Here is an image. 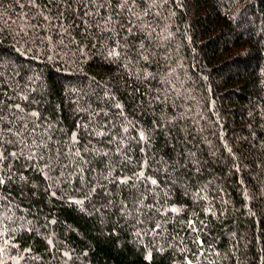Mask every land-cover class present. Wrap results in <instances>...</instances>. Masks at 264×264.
Here are the masks:
<instances>
[{
	"label": "trees",
	"instance_id": "obj_1",
	"mask_svg": "<svg viewBox=\"0 0 264 264\" xmlns=\"http://www.w3.org/2000/svg\"><path fill=\"white\" fill-rule=\"evenodd\" d=\"M0 180V264H264V0H0Z\"/></svg>",
	"mask_w": 264,
	"mask_h": 264
},
{
	"label": "snow or ice",
	"instance_id": "obj_2",
	"mask_svg": "<svg viewBox=\"0 0 264 264\" xmlns=\"http://www.w3.org/2000/svg\"><path fill=\"white\" fill-rule=\"evenodd\" d=\"M0 183H3V181H2V180H0ZM153 183H155V181H153Z\"/></svg>",
	"mask_w": 264,
	"mask_h": 264
}]
</instances>
